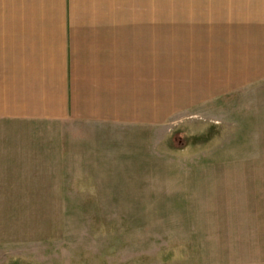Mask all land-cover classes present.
Here are the masks:
<instances>
[{
	"label": "rangeland",
	"instance_id": "1",
	"mask_svg": "<svg viewBox=\"0 0 264 264\" xmlns=\"http://www.w3.org/2000/svg\"><path fill=\"white\" fill-rule=\"evenodd\" d=\"M206 60L158 134L0 120V264H264L263 110Z\"/></svg>",
	"mask_w": 264,
	"mask_h": 264
},
{
	"label": "crops",
	"instance_id": "2",
	"mask_svg": "<svg viewBox=\"0 0 264 264\" xmlns=\"http://www.w3.org/2000/svg\"><path fill=\"white\" fill-rule=\"evenodd\" d=\"M202 55L207 99L248 93L264 123V0H0V120L158 134L160 83L188 93Z\"/></svg>",
	"mask_w": 264,
	"mask_h": 264
}]
</instances>
